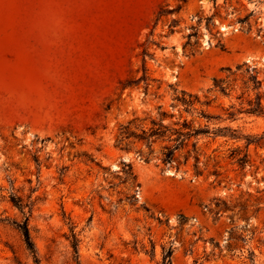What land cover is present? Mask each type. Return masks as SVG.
I'll return each mask as SVG.
<instances>
[{
	"label": "rangeland",
	"instance_id": "rangeland-1",
	"mask_svg": "<svg viewBox=\"0 0 264 264\" xmlns=\"http://www.w3.org/2000/svg\"><path fill=\"white\" fill-rule=\"evenodd\" d=\"M263 58L264 0H0V264H36L12 194L39 264H161L171 243L173 264H264V141L246 140L264 135L247 113L258 96L264 107ZM183 92L198 97L190 109ZM163 113L230 131L185 161L191 139L172 166L167 142L118 145L121 127Z\"/></svg>",
	"mask_w": 264,
	"mask_h": 264
},
{
	"label": "trees",
	"instance_id": "trees-1",
	"mask_svg": "<svg viewBox=\"0 0 264 264\" xmlns=\"http://www.w3.org/2000/svg\"><path fill=\"white\" fill-rule=\"evenodd\" d=\"M170 13H171L170 10L162 9L158 13L157 17L159 19L163 15L170 14ZM251 16H253V14L249 15L244 21L248 20ZM176 25H177L176 21L173 20L170 26L171 32H173V29L174 27H176ZM206 25H207V28L214 26L211 18H207ZM195 36H196V33L190 34L188 38L191 39L192 37H195ZM217 46L220 47L221 49L224 48L223 45L220 44V42L218 43ZM214 83H215V88H220L223 93L226 91V89L221 86L222 81L219 82L217 80H214ZM256 84L261 85V82L256 81ZM178 100L182 102L186 106V108L190 109L195 104V102L198 101V97L193 94L187 95L185 92H183L182 97L179 98ZM249 107L250 108L247 111L249 115L264 116V107L262 105V99L260 98V96L257 97V101L255 103H253L252 101L249 102ZM229 115H230V118L234 117L233 113H230ZM162 117L164 118L158 121H153L151 128L142 129L140 133L131 131L130 128L127 126L121 127L120 135L118 138V145L121 146L124 143V141L131 139V138H134L138 141L146 143L148 147H151L154 143L167 142L170 145H165L162 149L163 150L162 162L165 166H169V165L172 166L175 162L176 153L183 150L185 147H187L191 139H196V141L193 143L192 145L193 149L187 154L185 161L188 160V157L191 156V153L197 150L198 140L201 137L210 136V135L219 136V134H222L224 131H230L227 128L217 129V130L212 131L208 125H205L203 127L201 126L194 127L187 120L183 122H174V123L166 124L164 122L166 114L163 113ZM201 117L205 118L207 121H211L212 119H216V120L220 119L219 117L215 118L213 116H210L209 114L205 112H201ZM232 137H235L233 139H240V137H236V136H232ZM246 140H247L248 146L252 144L258 145L261 141H264V135L259 138L258 137H254V138L247 137ZM140 155H142L145 158L146 162L150 161V156H145L143 155L142 152H140ZM238 163L240 164L242 168H245L248 164V154H244L242 157H239ZM125 167L128 168V173L131 177V185L133 188V193L132 195L128 196L127 200L131 204H135L138 201L137 191H138V187H140V184L138 183L137 176L133 173L132 166L128 164V165H125ZM9 201L24 216L23 221L21 222L15 221L13 222V225L16 228V230L21 234L28 251L32 254L35 260V263L39 264L38 254H37L35 245L32 241L31 234H30L29 215H26V212H25L28 206H26L23 199L16 194H12L10 196ZM223 205H224V208L227 209L226 204H223ZM217 206L219 207L218 204ZM204 209L206 211L212 212L211 208H209L208 206H205ZM187 221L188 219L185 216L180 215V218H179L180 226H184ZM79 244H80V240L78 239L77 234L73 233L71 245L74 249V253L77 258L79 254L78 252ZM144 249L145 248H143V250ZM154 250H155V247L153 246V251ZM162 250H163V258H162L161 264H173V254H174L173 244L171 243L168 247L164 246ZM146 253H148L147 250H146Z\"/></svg>",
	"mask_w": 264,
	"mask_h": 264
},
{
	"label": "water",
	"instance_id": "water-1",
	"mask_svg": "<svg viewBox=\"0 0 264 264\" xmlns=\"http://www.w3.org/2000/svg\"><path fill=\"white\" fill-rule=\"evenodd\" d=\"M262 60H264V58Z\"/></svg>",
	"mask_w": 264,
	"mask_h": 264
}]
</instances>
